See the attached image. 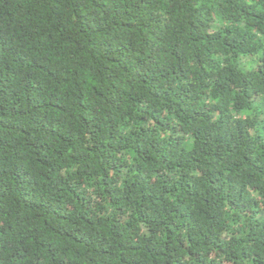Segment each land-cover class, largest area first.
<instances>
[{
    "label": "trees",
    "instance_id": "16d2710c",
    "mask_svg": "<svg viewBox=\"0 0 264 264\" xmlns=\"http://www.w3.org/2000/svg\"><path fill=\"white\" fill-rule=\"evenodd\" d=\"M0 264H264V0H0Z\"/></svg>",
    "mask_w": 264,
    "mask_h": 264
}]
</instances>
